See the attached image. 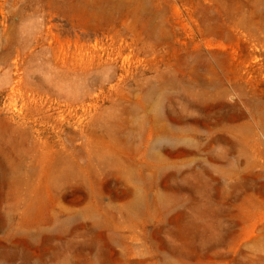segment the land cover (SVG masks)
I'll list each match as a JSON object with an SVG mask.
<instances>
[{
    "label": "rangeland",
    "instance_id": "1",
    "mask_svg": "<svg viewBox=\"0 0 264 264\" xmlns=\"http://www.w3.org/2000/svg\"><path fill=\"white\" fill-rule=\"evenodd\" d=\"M0 264H264V0H0Z\"/></svg>",
    "mask_w": 264,
    "mask_h": 264
},
{
    "label": "bare ground",
    "instance_id": "2",
    "mask_svg": "<svg viewBox=\"0 0 264 264\" xmlns=\"http://www.w3.org/2000/svg\"><path fill=\"white\" fill-rule=\"evenodd\" d=\"M248 25V24H245ZM217 130V129H216ZM228 132V131H227ZM156 137L159 140L162 141H169L174 142L175 140H181L180 136L172 130L166 135L165 132H163V129H159L156 133ZM151 143L147 145L145 151L142 153V157H145L146 159H151L154 156V153L152 152ZM154 151V150H153ZM122 172V171H121ZM13 186V184H12ZM127 207V206H126ZM133 208V209H139L140 208V201L139 200H133L127 208ZM87 209L86 211H83V218H86L87 212H88V206L85 207ZM134 212V211H133ZM136 213V212H134ZM81 212H78L77 210L70 211L68 213H65L64 219L58 220L60 225H68V224H75L80 219ZM62 215V214H61Z\"/></svg>",
    "mask_w": 264,
    "mask_h": 264
}]
</instances>
